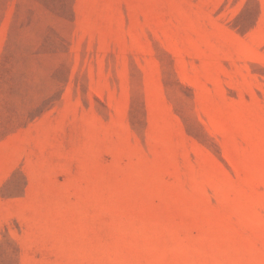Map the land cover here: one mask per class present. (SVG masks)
Segmentation results:
<instances>
[{
    "label": "rangeland",
    "instance_id": "374dc122",
    "mask_svg": "<svg viewBox=\"0 0 264 264\" xmlns=\"http://www.w3.org/2000/svg\"><path fill=\"white\" fill-rule=\"evenodd\" d=\"M0 264H264V0H0Z\"/></svg>",
    "mask_w": 264,
    "mask_h": 264
}]
</instances>
